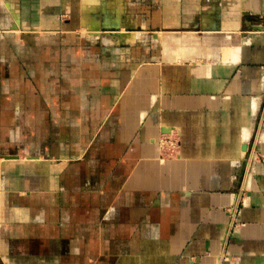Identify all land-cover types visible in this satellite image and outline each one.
<instances>
[{
	"label": "crops",
	"instance_id": "obj_1",
	"mask_svg": "<svg viewBox=\"0 0 264 264\" xmlns=\"http://www.w3.org/2000/svg\"><path fill=\"white\" fill-rule=\"evenodd\" d=\"M114 1L0 0V264H264V0Z\"/></svg>",
	"mask_w": 264,
	"mask_h": 264
},
{
	"label": "rangeland",
	"instance_id": "obj_2",
	"mask_svg": "<svg viewBox=\"0 0 264 264\" xmlns=\"http://www.w3.org/2000/svg\"><path fill=\"white\" fill-rule=\"evenodd\" d=\"M116 3H115L114 0H104V2H103L105 8H111L113 5L115 6ZM94 13H96V9L92 10V13H91L92 15L90 16L91 18H89V19H92V20H95V21H96V19H99V21H100L101 17H99V16L95 17ZM56 15H57L56 20H58V22H60V25H62V24L65 25V24L71 23L70 26L74 27V24H72V22L75 21V20H74V16L72 14L71 15H63V14H61V12L58 11V14H56ZM113 20H114L113 17H109V16L108 17H103V22L105 24L104 29L107 30V31H114V32H111V33H106V35H118L116 33H117V31L120 30V28H119V26L115 25ZM125 20L126 19L123 18V22H122V23H125L124 24L125 27L128 30H134V28H131L132 25H130L129 22L127 20L126 21ZM254 21H257L258 24H256V25L264 24V18H260V20H254ZM253 26H254V24H251V26H250L251 29L250 30H254ZM116 27H118V28H116ZM59 31L60 32H64L63 30H59ZM66 32H70V31H66ZM81 35H82V33H81ZM81 35L78 34L77 37H72V38L70 37L68 39V42L71 40V42L74 43L73 45L77 44L79 46L80 43H78V41H79L78 37L81 36ZM104 35H105V33H104ZM55 36H56V41L54 42V45L56 47H54V56L58 57V56H60L59 45H61V44H60V39L59 38H61V36L59 37L58 34L55 35ZM174 131L175 130H167L165 132L164 131L163 132H159V134H161V137L164 140L168 141V143H169L168 145H164V147L162 148V150H161L162 157H173V156H177L179 154V150H180L179 134L177 133V131H175V132ZM252 140H253V143H254L252 145L253 151H255L256 149L259 148V142L256 144V138H254ZM50 163L55 165V163H57V161H55V162L52 161ZM55 183L58 184L57 181H55ZM80 195H81V199H82V193ZM81 227L82 226H80V228ZM25 239L26 238H24V240ZM25 254H27V253H25Z\"/></svg>",
	"mask_w": 264,
	"mask_h": 264
},
{
	"label": "built area",
	"instance_id": "obj_3",
	"mask_svg": "<svg viewBox=\"0 0 264 264\" xmlns=\"http://www.w3.org/2000/svg\"><path fill=\"white\" fill-rule=\"evenodd\" d=\"M232 211H234V212H232ZM230 212H231V225L237 224L238 223L237 206L232 207Z\"/></svg>",
	"mask_w": 264,
	"mask_h": 264
},
{
	"label": "water",
	"instance_id": "obj_4",
	"mask_svg": "<svg viewBox=\"0 0 264 264\" xmlns=\"http://www.w3.org/2000/svg\"><path fill=\"white\" fill-rule=\"evenodd\" d=\"M253 28L254 30H257V31H264V24L254 25ZM116 34H119V33H116ZM6 157H18V156H6ZM32 158H35V157H32Z\"/></svg>",
	"mask_w": 264,
	"mask_h": 264
}]
</instances>
